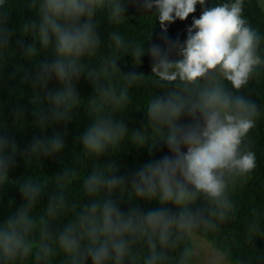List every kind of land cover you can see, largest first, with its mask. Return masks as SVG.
Returning <instances> with one entry per match:
<instances>
[{
  "label": "clouds",
  "instance_id": "1",
  "mask_svg": "<svg viewBox=\"0 0 264 264\" xmlns=\"http://www.w3.org/2000/svg\"><path fill=\"white\" fill-rule=\"evenodd\" d=\"M133 2L153 14L164 32L201 7L182 43L132 49L139 63L146 51L150 55L154 85L139 109L146 110V124L136 130L120 113H126L130 89L142 75L123 73L117 66L121 56L98 55L104 45L101 23L119 24L125 0H24L33 18L19 32L32 42L22 45L20 56L38 65L30 74L32 123L41 132L66 125L82 107L76 92L82 76L93 93L83 106L90 123L78 138L80 151L72 166L50 180L30 175L12 182L8 174L18 155L39 167L41 158L61 153L60 134L34 137L21 153L14 138L0 131V189L17 183L23 200L0 218V264H227L229 252L206 250L201 237L231 217L232 189L256 167L246 137L259 108L241 89L264 67V36L245 19V0H211L207 7L208 0ZM12 9V0H0V70L18 50L8 27ZM107 38L111 47L126 49L118 32ZM41 55L50 59L41 61ZM50 81L57 85L53 91H47ZM15 123L25 124L19 112ZM126 143L147 146L150 154L163 144L168 154L126 178L109 159L101 162ZM87 160L92 163L79 197L71 200L66 189ZM141 202L158 206L142 211ZM261 225L254 219L247 226L250 236H264Z\"/></svg>",
  "mask_w": 264,
  "mask_h": 264
},
{
  "label": "trees",
  "instance_id": "2",
  "mask_svg": "<svg viewBox=\"0 0 264 264\" xmlns=\"http://www.w3.org/2000/svg\"><path fill=\"white\" fill-rule=\"evenodd\" d=\"M221 0H213L219 3ZM211 0H208L210 6ZM12 11L9 13L8 27L13 31L11 44L17 47L15 56L6 57L7 63L0 70V129L5 135H9L16 141L18 151L23 153L31 144L34 137L52 136L60 134L65 142L64 150L59 154L41 158L40 165L25 164L22 156H17L16 163L9 171V180L20 182L24 177L35 175L39 179L50 180L57 174L62 173L65 166H72L76 154L80 151L78 138L83 133L90 119L86 106V99L92 93L91 83L83 76L76 84V92L82 98L81 106L72 115L69 122L64 124L49 125L43 132L32 121L34 105L31 103L32 89L30 86V74L37 70L35 61L24 60L20 56V48L32 42V38L22 37L19 29L27 20L33 18V13L24 6V0H12ZM201 7L196 6V11L190 14L184 21L176 20L167 27L164 32L159 27V22H155L153 14H145L133 0H125V16L117 25H107L101 23V34L104 45L98 55L121 56L117 61V66L123 73L142 75L141 79L130 89L131 101L126 113H120L124 118V123L130 130H136L146 124V110H139L146 105L153 92V78L151 75L152 61L150 55L145 52L141 56L140 63L132 56V49L142 46L147 50L152 44H159L165 47L170 42H183L186 38V27L191 24L192 16L199 17ZM244 17L248 23L256 28L264 36V9L259 0H245ZM116 31L121 34L126 43L125 50H117L111 47L108 40V32ZM149 37V38H148ZM148 39V40H147ZM21 43L18 44L17 42ZM261 51L264 52V41L261 43ZM126 53V54H125ZM41 61L50 59L41 55ZM144 75V76H143ZM57 85L55 81H50L47 91H53ZM241 93L253 100L258 108L259 114L256 118L255 127L251 129L246 137V143L255 153L256 167L253 171L236 181L232 189L231 198L234 202V211L231 217L220 224L219 230L203 236L204 239L212 243L218 250L229 252L230 264H264V236L252 237L247 231V226L255 219L262 223L261 230L264 231V67L257 69L251 76L248 84L241 89ZM19 112L25 124L20 126L15 123L16 113ZM119 119V114H117ZM167 148L163 144H157L149 153L148 147L136 148L130 143H126L119 152L109 158L101 159L106 162L109 159L115 163L118 175L128 177L132 175L140 166L150 160H159L167 155ZM91 160L84 162L79 167L78 172L71 177L67 193L69 199L76 200L79 197L82 181L86 175ZM54 186H49V191ZM42 201L47 202L48 196H42ZM23 202L19 193L17 183H8L0 189V218H5L10 211H15L16 207ZM155 202L145 204L140 203L142 211L149 207L155 208ZM122 210L126 204H121Z\"/></svg>",
  "mask_w": 264,
  "mask_h": 264
},
{
  "label": "rangeland",
  "instance_id": "3",
  "mask_svg": "<svg viewBox=\"0 0 264 264\" xmlns=\"http://www.w3.org/2000/svg\"><path fill=\"white\" fill-rule=\"evenodd\" d=\"M260 4L262 5L263 9H264V0H259ZM201 241H202V245L203 247L210 251L211 249H217L215 248L212 243H210L209 241H207L206 239H204L203 237H201ZM227 264H230L229 260L227 261Z\"/></svg>",
  "mask_w": 264,
  "mask_h": 264
}]
</instances>
